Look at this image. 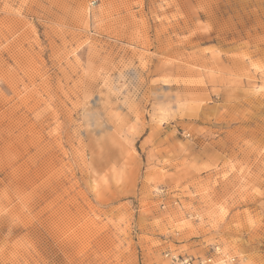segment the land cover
<instances>
[{
    "label": "rangeland",
    "instance_id": "obj_1",
    "mask_svg": "<svg viewBox=\"0 0 264 264\" xmlns=\"http://www.w3.org/2000/svg\"><path fill=\"white\" fill-rule=\"evenodd\" d=\"M264 264V0H0V264Z\"/></svg>",
    "mask_w": 264,
    "mask_h": 264
},
{
    "label": "built area",
    "instance_id": "obj_2",
    "mask_svg": "<svg viewBox=\"0 0 264 264\" xmlns=\"http://www.w3.org/2000/svg\"><path fill=\"white\" fill-rule=\"evenodd\" d=\"M180 264H193L189 257H183Z\"/></svg>",
    "mask_w": 264,
    "mask_h": 264
}]
</instances>
